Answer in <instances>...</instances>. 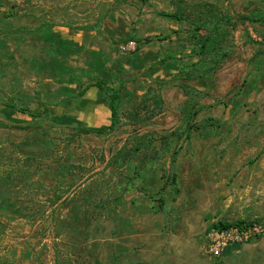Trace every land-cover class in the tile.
<instances>
[{"label":"rangeland","instance_id":"rangeland-1","mask_svg":"<svg viewBox=\"0 0 264 264\" xmlns=\"http://www.w3.org/2000/svg\"><path fill=\"white\" fill-rule=\"evenodd\" d=\"M179 1L264 18V0H0V218L40 264H264V234L219 262L203 248L212 224L264 220V21L239 23L228 59L189 83L187 120V26L159 15ZM96 80L124 97L107 136L74 129L109 124L96 88L77 97ZM41 104L49 118L21 112Z\"/></svg>","mask_w":264,"mask_h":264},{"label":"trees","instance_id":"trees-1","mask_svg":"<svg viewBox=\"0 0 264 264\" xmlns=\"http://www.w3.org/2000/svg\"><path fill=\"white\" fill-rule=\"evenodd\" d=\"M178 3L175 12L170 14L161 13L159 15L176 22H183L187 26L186 38L181 40L180 36L176 37L177 44L179 43L182 46L176 45L175 52L178 54V57H182L178 60V74L181 75L183 81V83L180 84L182 92L188 98L184 113V116L188 120L189 116H196L199 113V109L193 110L196 106H192L191 104L198 93L189 83L214 74L228 59L233 38L232 34L239 23H260L264 21V18H235L215 3L203 2L186 4L181 1ZM184 49L188 50L187 54H184L185 56H183L182 52ZM171 55V53L167 54L166 57L169 60H174L175 56ZM184 57L187 58V61L184 60ZM91 87L98 90L99 97H101L104 106L110 113L109 124L99 127L78 126L74 129L76 133L83 135L107 136L117 130L121 124V107L124 102L122 90L118 87L108 85L105 80H96L78 92L77 97H82L85 91ZM162 104L159 88L149 87L143 94L140 108L143 112H149L150 117H156L157 113L162 109ZM21 112L29 113L33 119L40 120L42 118H49L48 108L44 104H41L40 107L33 111L21 109ZM204 123L205 127L213 126L212 123H209L208 119L204 120ZM28 128L29 127H19V129ZM192 130L193 126L187 125V129L185 130L186 138L190 136ZM250 223L264 225V220H253L248 222L237 220L232 223L217 222L212 224L211 227L227 228L231 225L240 226Z\"/></svg>","mask_w":264,"mask_h":264},{"label":"built area","instance_id":"built-area-1","mask_svg":"<svg viewBox=\"0 0 264 264\" xmlns=\"http://www.w3.org/2000/svg\"><path fill=\"white\" fill-rule=\"evenodd\" d=\"M133 42L120 46L121 51L134 49ZM248 222V221H245ZM264 234V225L250 223L227 228H209L203 243L205 254L215 262H219L227 249L232 246H244L256 243Z\"/></svg>","mask_w":264,"mask_h":264},{"label":"crops","instance_id":"crops-1","mask_svg":"<svg viewBox=\"0 0 264 264\" xmlns=\"http://www.w3.org/2000/svg\"><path fill=\"white\" fill-rule=\"evenodd\" d=\"M5 222L6 220L0 218V264H40V260L23 247L25 245L20 237L21 230L14 228L12 225L6 226ZM195 261H193V264H197ZM136 264L169 263L147 257L137 260Z\"/></svg>","mask_w":264,"mask_h":264}]
</instances>
